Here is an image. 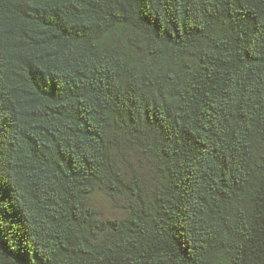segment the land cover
I'll return each instance as SVG.
<instances>
[{"label":"trees","instance_id":"obj_1","mask_svg":"<svg viewBox=\"0 0 264 264\" xmlns=\"http://www.w3.org/2000/svg\"><path fill=\"white\" fill-rule=\"evenodd\" d=\"M0 264H264V0H0Z\"/></svg>","mask_w":264,"mask_h":264},{"label":"rangeland","instance_id":"obj_2","mask_svg":"<svg viewBox=\"0 0 264 264\" xmlns=\"http://www.w3.org/2000/svg\"><path fill=\"white\" fill-rule=\"evenodd\" d=\"M93 204L106 217H114L116 213H118L112 208V204L110 203L108 198L101 192H98V194L94 196Z\"/></svg>","mask_w":264,"mask_h":264}]
</instances>
